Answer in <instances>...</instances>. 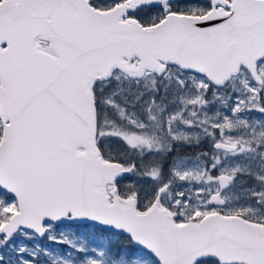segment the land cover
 I'll use <instances>...</instances> for the list:
<instances>
[{"label": "snow or ice", "instance_id": "obj_1", "mask_svg": "<svg viewBox=\"0 0 264 264\" xmlns=\"http://www.w3.org/2000/svg\"><path fill=\"white\" fill-rule=\"evenodd\" d=\"M0 264H264V0H0Z\"/></svg>", "mask_w": 264, "mask_h": 264}]
</instances>
